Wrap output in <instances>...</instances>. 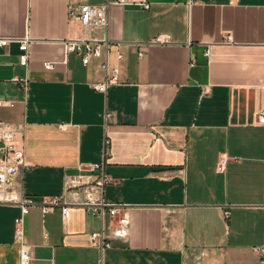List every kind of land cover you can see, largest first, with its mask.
I'll return each instance as SVG.
<instances>
[{
	"label": "crops",
	"instance_id": "0c3cea01",
	"mask_svg": "<svg viewBox=\"0 0 264 264\" xmlns=\"http://www.w3.org/2000/svg\"><path fill=\"white\" fill-rule=\"evenodd\" d=\"M148 2L107 6L105 29L89 31L68 17L69 5L105 0H0V37L37 39L26 66L17 43L0 47V121L15 129L29 165L17 182L36 204L23 227L31 264H259L264 0ZM158 35L167 41L146 44ZM80 36L110 46L85 65L75 53L64 62L59 40ZM106 60L119 76L102 93L90 83L103 80ZM104 135L112 182L103 197L120 212L92 214L65 193V221L60 207L43 214L38 205L61 194L65 174L102 159ZM222 156L237 158L218 171ZM18 213L0 204V264H18ZM100 231L111 244L102 252L89 239Z\"/></svg>",
	"mask_w": 264,
	"mask_h": 264
},
{
	"label": "built area",
	"instance_id": "2783aa9c",
	"mask_svg": "<svg viewBox=\"0 0 264 264\" xmlns=\"http://www.w3.org/2000/svg\"><path fill=\"white\" fill-rule=\"evenodd\" d=\"M110 5L118 6H135L141 9H148V0H105L104 6L82 3L79 5H69L68 17L77 19L83 30L105 29L107 26V14L105 8ZM37 41L28 35L23 37H0V47L7 46L10 43H17L19 54V63L26 66L29 59V45ZM166 37L158 35L150 39L146 44L164 43ZM59 42L62 45L63 61L66 62L67 56L71 53L77 54L81 58V62L85 65L94 56H100V44H104L109 48L110 42L106 37L91 38V37H74L61 39ZM138 55L144 53V43H137ZM208 55V50L204 52ZM121 58V54H117ZM193 59L190 63L193 64ZM104 70V78L102 81L90 83L91 88L95 91L105 93L108 87L118 83L119 69L111 67L109 63H102ZM45 69H51L53 62L47 61L43 63ZM12 104L11 102H8ZM0 104L2 101L0 99ZM109 114L105 113L104 117ZM257 121L264 126V107L257 113ZM15 129L6 122L0 121V204L17 207L18 215L14 218V234L13 239L18 246V264H31L32 261V246L27 243L24 238V217L30 209L36 206L31 197L26 195L19 189L17 175L29 167L23 150L17 147L14 143ZM109 140L104 135L101 141V156L102 159L97 162H89L80 164L75 174H65L63 177V187L60 195L44 197L43 203L39 204L41 212L44 214L51 211L55 207H60L61 219L65 221L69 203L65 201L64 194L71 193L74 197L72 203L80 204L95 215L103 217L108 215L110 218L115 217L121 209V206L109 202L104 199L103 191L106 185L112 182L111 177L105 171L104 157L107 153ZM237 157L222 156L217 164L218 171H223L225 165ZM82 194V199H78V195ZM225 216L227 214L225 213ZM129 219L123 215L119 219V224L124 226L128 224ZM89 239L93 246L99 248L102 252L104 249L111 246L110 241L102 231L89 233ZM253 252L257 255L259 264H264V243L252 247ZM101 264V263H96Z\"/></svg>",
	"mask_w": 264,
	"mask_h": 264
}]
</instances>
